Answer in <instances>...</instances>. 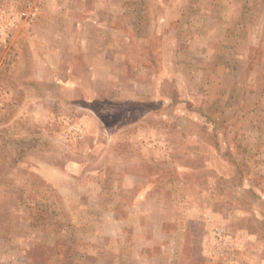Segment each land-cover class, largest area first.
<instances>
[{
	"label": "rangeland",
	"instance_id": "1",
	"mask_svg": "<svg viewBox=\"0 0 264 264\" xmlns=\"http://www.w3.org/2000/svg\"><path fill=\"white\" fill-rule=\"evenodd\" d=\"M0 264H264V0H0Z\"/></svg>",
	"mask_w": 264,
	"mask_h": 264
}]
</instances>
